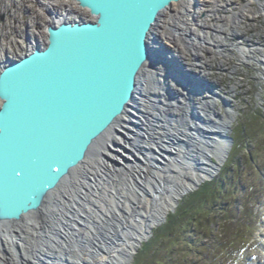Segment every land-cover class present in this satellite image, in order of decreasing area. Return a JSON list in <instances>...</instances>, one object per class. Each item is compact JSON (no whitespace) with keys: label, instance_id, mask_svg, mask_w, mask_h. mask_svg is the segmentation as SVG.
Here are the masks:
<instances>
[{"label":"bare ground","instance_id":"bare-ground-1","mask_svg":"<svg viewBox=\"0 0 264 264\" xmlns=\"http://www.w3.org/2000/svg\"><path fill=\"white\" fill-rule=\"evenodd\" d=\"M64 1L65 10L56 16L50 11L51 3L45 5L46 31L49 24L65 22L71 14L80 18L88 13L75 1ZM208 1L175 2L159 17L149 41L151 57L139 75L143 95L138 105L143 111L129 106L96 150V157H87L51 197H45L41 211L13 219L0 210V264H131L147 231L163 223L186 192L216 173L231 152L225 136L238 114L231 99L217 95L207 78L201 81L190 73L195 65L191 68L185 60L195 62L205 51L227 48L228 37L219 31L237 34L245 9L219 20L205 11ZM221 1L216 0L215 6ZM260 7L264 11V5ZM237 51L250 60L248 47ZM205 72L203 68L201 77H207ZM182 91L187 92L185 102L178 96ZM148 99L155 101V109L151 110ZM220 99L225 110L217 107Z\"/></svg>","mask_w":264,"mask_h":264},{"label":"water","instance_id":"water-1","mask_svg":"<svg viewBox=\"0 0 264 264\" xmlns=\"http://www.w3.org/2000/svg\"><path fill=\"white\" fill-rule=\"evenodd\" d=\"M73 1L92 19L50 25L44 46L7 62L0 72V210L13 219L41 211L45 197L98 154L129 106L143 111L138 82L151 57L153 29L182 0ZM154 102L148 99L151 110ZM147 232L144 242L153 227Z\"/></svg>","mask_w":264,"mask_h":264},{"label":"rangeland","instance_id":"rangeland-1","mask_svg":"<svg viewBox=\"0 0 264 264\" xmlns=\"http://www.w3.org/2000/svg\"><path fill=\"white\" fill-rule=\"evenodd\" d=\"M47 1L48 0H0V9L3 11L5 7L9 8V11L13 13L10 16L11 20H14V17H16V10L18 9V12L22 13V20L24 23L26 22V27L28 23L34 21L33 28H43L44 20H35L33 13L29 11L25 12L24 8L30 5L34 11L38 5L39 7L43 5L41 6V11H43L45 8L44 4ZM66 1L68 0L64 2ZM209 1L207 2L208 4L206 3L207 5L205 4L206 6L204 5L205 11L208 12L207 10H210L212 15L224 14L225 19L226 17L231 19L232 15L238 14L239 10L243 7L245 9V14L242 18V20H245L243 26L249 23L247 30L246 27L238 29L236 26L237 34L234 32H226L224 29L220 30V33H225L228 37L227 41H225L227 48H223L220 52L208 50L209 52H204V56L200 55V60H203L205 65H209L208 67L206 66L208 72L205 73L207 77L204 78L208 79L210 88L217 92V95L220 97L231 99V105L237 111L238 115L231 126L232 131L228 133V135L234 138V144L227 160L220 169L216 171L215 176L211 180H204L197 189L191 188L192 190L190 189L191 191L186 193L179 200L178 206H176L169 215L177 212L176 210L184 198L197 191L204 183L213 181L219 177L228 166L230 171L233 170L235 180L241 188V190L239 188V191L231 192L229 195L226 194L228 196L225 195V199L235 207L233 212L228 214L235 218V221L232 222L234 225H236V221H238L239 225L242 227H234L231 223H225L223 218H218L220 219L219 221L216 220L210 224L209 230L212 229L213 231L209 233V235L208 231H206V236L202 237L198 235V237L195 235V230H190V234L186 236V242L188 246L189 244L195 246V240L201 238L199 240L201 246L199 254L202 253V259L200 258L201 255H198V257L195 255L196 258H194L192 255H189V250L183 249L182 246L185 243V237L182 233L181 226L176 227L175 229L181 231V236H178L179 238L177 239H175V235L171 236V238L174 239L165 236L163 239L166 238L164 242L167 244L160 250L162 255L152 260V264H175V262L176 264H198L193 262L194 260L199 261V264H257L258 262L264 264V243L262 241L264 237V60L259 62L260 59L264 58V11H261L260 7L261 4L264 5V0H234L232 3L229 0H223L219 2V7L215 6L217 3L216 0H213L214 5L212 1ZM175 7V10H178L179 6ZM166 14H168V12ZM80 18L86 21L92 19L88 13H84L82 16L80 15ZM80 18H78V20H80ZM163 20H167V17L163 16ZM242 20H239L238 23H241ZM10 23L11 26L3 22L4 29L7 27V33L10 29H13L11 28L13 23ZM22 26L25 27L22 24L20 28H22ZM239 26H241V24H239ZM4 29H1L0 25L1 36ZM229 29L232 30L233 26H229ZM10 35H16L15 29L12 30V34ZM8 36L4 34L7 40L9 39ZM164 40L165 37L163 38V41ZM247 47L249 52L247 55L251 61L243 59L241 54L237 51V48ZM221 52L222 54H220ZM207 53L212 54H210L209 57ZM14 54L16 53L14 52ZM13 58L14 59L6 61L9 62L10 60L19 59H16V57ZM185 61L189 63L191 68L195 65V68L193 66L190 73L202 78L200 75L204 66L200 64L197 65L196 63L198 62L195 61V63L192 59L190 60L189 57L186 58ZM6 63L7 62L2 63L1 67L6 65ZM182 92V94H178V96L182 101L187 100V92ZM167 97L171 98L168 93ZM217 107L225 110L223 99L218 100ZM142 160L144 164L147 163L143 157ZM214 161L217 164L219 163L217 159H214ZM231 162L232 164L228 165ZM229 177H231V175ZM214 208V211H212L216 213V216L219 212H223L224 210V206H216ZM250 211L253 212V214H248ZM167 219L153 229V235L156 229L167 223ZM207 224L209 225L208 222ZM226 225L229 226L230 229ZM153 235L147 241H143L142 246L149 242L153 238ZM223 239L230 244L226 243L228 248L226 247L223 252H220L221 249L219 245L224 242L222 241ZM142 246H140L138 252L135 253L134 258L139 254ZM206 250L211 251V255L210 252ZM134 258L131 264L134 263Z\"/></svg>","mask_w":264,"mask_h":264},{"label":"trees","instance_id":"trees-1","mask_svg":"<svg viewBox=\"0 0 264 264\" xmlns=\"http://www.w3.org/2000/svg\"><path fill=\"white\" fill-rule=\"evenodd\" d=\"M231 164L232 162L228 165ZM224 172H222L220 176L213 181L204 183L197 191L193 192L191 195L182 200L180 206L176 210L177 212L171 213L167 219V223L156 229V231H154L153 238L149 242L143 244L139 254L135 256L133 264H152V260L162 255L160 250L165 246V244H167L164 242L166 238L163 239L165 236L171 238V236L175 235V239L179 238L178 236H181V231L175 229L176 227L181 226L182 233L185 237V243L182 246L183 249L189 250V255H192L194 258H196L195 255H197V257L198 255H201V257L199 256L201 259L202 253L199 254L201 249L199 240L201 238L195 240V246H192L191 244L188 246V243L186 242V236L190 234V230H195L196 236L201 235L204 237L206 236V231H208L209 235V233L213 231L212 229L209 230L210 224L216 220L219 221L220 219L218 218H223L225 223H231V225L234 227H242L239 225L238 221H236V225L232 223L235 221V218L231 217L228 213L233 212L235 207H233L230 202L225 199L226 196H228L231 192H235L237 190L239 191L240 187L235 180L233 170L230 171L227 166ZM230 175L231 177H229ZM216 206H224L223 212H219L217 216L216 213L213 212L215 209L214 207ZM248 214H253V212L250 211ZM227 227L229 228V226ZM222 241H224V239ZM224 242L219 245L221 249L220 252H223L227 247L226 243H229ZM206 251L210 252L211 255V251ZM193 262L199 264V261L197 260H194Z\"/></svg>","mask_w":264,"mask_h":264},{"label":"built area","instance_id":"built-area-1","mask_svg":"<svg viewBox=\"0 0 264 264\" xmlns=\"http://www.w3.org/2000/svg\"><path fill=\"white\" fill-rule=\"evenodd\" d=\"M63 1L64 0H61V1L60 0H52V1L48 0L44 4V6L48 5L49 3H51L52 8L50 7V9H51V11H53V14L56 16V13L63 11L64 8H65L63 6ZM41 6H43V5H41ZM41 6L39 7V5H38L36 7V10L33 11L31 6L29 5L28 7L26 6L24 8V10H25V12H28V11L32 12L33 16H36V18H34V19L35 20L38 19V20L41 21V20H44L42 18L43 12L41 11V8H42ZM47 10H48V8H47ZM16 13H17V15H16V17H14V20H11L10 16L13 13L11 11H9V8L5 7L3 9V11L0 9V23H1L0 25H1V29H4L3 22L6 23V24L8 23V25H10V26H11L10 22L13 23V25L11 27L13 29H10V31L7 33V27H5L2 36L0 35V45H1V47H0V72H1V69L3 68V66L1 67V64L4 63V62H8L6 60L14 59L13 57H17L15 55H18V56L26 55L31 50H33L36 46H43L45 44V41H46L47 31H46L45 27H43V28H35L34 27L33 28L34 21L28 23V26L26 27V22L24 23V21L22 20L23 19L22 13H19L18 9L16 10ZM38 14L40 15V17L38 16ZM215 15H216V19H219V20L225 19L224 18V14H221V15L215 14ZM20 19H21V22H20ZM77 19H78L77 16L74 17L71 14L70 17L67 18L66 20L69 21V22H73V21H76ZM243 22H245V20H242L241 23L239 22L237 24V27H238V29H243V27H246V30H247L248 27H249V23L246 26H243ZM22 24L25 27L22 26V28H20ZM239 24H241V26H239ZM14 29L16 31V35H14V36L10 35V34H12V30H14ZM4 34H5V36L9 35L8 36V38H9L8 40H7L6 37H4ZM20 34H22L24 37H22V35H20ZM27 35L29 37H31L32 39L31 40L27 39L26 38ZM5 45H6V47H5ZM23 48L25 50H23ZM14 52L16 54H14ZM214 52H216V51L214 50ZM201 56H204V54H201ZM198 57H200V56H198ZM209 57H210V55H209ZM197 62H198V64L203 65L204 68H205L204 70L206 72H208L206 70V66L207 65H205L201 60H197Z\"/></svg>","mask_w":264,"mask_h":264},{"label":"snow or ice","instance_id":"snow-or-ice-1","mask_svg":"<svg viewBox=\"0 0 264 264\" xmlns=\"http://www.w3.org/2000/svg\"><path fill=\"white\" fill-rule=\"evenodd\" d=\"M98 7L101 8V9H103L104 5H99Z\"/></svg>","mask_w":264,"mask_h":264},{"label":"flooded vegetation","instance_id":"flooded-vegetation-1","mask_svg":"<svg viewBox=\"0 0 264 264\" xmlns=\"http://www.w3.org/2000/svg\"><path fill=\"white\" fill-rule=\"evenodd\" d=\"M201 79H202V80H201ZM204 79H205L204 77L200 78L201 81H204ZM167 119H168V118H167Z\"/></svg>","mask_w":264,"mask_h":264}]
</instances>
